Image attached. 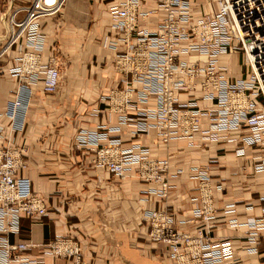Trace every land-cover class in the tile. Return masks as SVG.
I'll list each match as a JSON object with an SVG mask.
<instances>
[{
    "label": "built area",
    "instance_id": "1",
    "mask_svg": "<svg viewBox=\"0 0 264 264\" xmlns=\"http://www.w3.org/2000/svg\"><path fill=\"white\" fill-rule=\"evenodd\" d=\"M65 2L31 0L8 16L9 35L0 58L15 45L21 56L19 66L9 69L19 82L15 97L5 105L10 126L7 142L0 148V264H42L24 256L31 248L44 257L90 264L72 238L47 244L20 238L21 219H29L31 227L41 226L46 205L22 175L27 169L26 149L16 145L11 135L24 129L32 83L40 78L44 94L58 92V58L53 56L41 64L45 38L40 21L58 16ZM109 10L114 34L105 35L100 45L115 53L113 69L126 77L124 87L112 89L104 97L109 114L117 116V126L104 127L102 132L80 130L75 147L92 154V164L114 177L133 175L157 185L158 189L142 194L160 198L167 197L182 171L171 169L168 158H153L149 147L134 144L122 149L121 139L111 133L128 126L133 135L153 129L160 147L177 141H185L189 148L237 142L241 145L235 152L238 157L245 155L244 147L256 148L258 161L252 169L264 175V0H215L209 12L194 7L193 0H155L151 10H142L139 0H125ZM194 93L211 105L199 106L198 98L191 97ZM241 132L244 135L239 137ZM191 172L190 178L197 184V208L191 212V220L198 219L201 226L194 234L177 232L165 210L146 211L147 236L167 246L171 264H229L235 255L232 242H215L209 234L218 211L214 191L221 186L212 184L208 166ZM234 213V205L224 206V215ZM228 223L250 230L246 254H255L264 245V207L258 218Z\"/></svg>",
    "mask_w": 264,
    "mask_h": 264
},
{
    "label": "crops",
    "instance_id": "2",
    "mask_svg": "<svg viewBox=\"0 0 264 264\" xmlns=\"http://www.w3.org/2000/svg\"><path fill=\"white\" fill-rule=\"evenodd\" d=\"M30 1L0 0V51L9 35V13ZM124 2L66 0L58 16L40 21L45 38L41 64L58 54L61 83L54 96L43 93L40 78L31 84L24 129L11 135L16 145L26 149L27 169L21 173L46 205L41 226L31 227L29 219H21L20 238H31L34 243L43 240L46 244L72 238L79 243L83 260L90 264H171L167 246L148 238L144 213L165 210L172 216L174 230L194 234L201 223L191 220V212L197 208V184L190 178L191 170L208 166L212 184L221 186L214 191L218 211L210 224V236L215 242H232L235 255L229 264H264V245L258 246L257 253L246 254L250 230L245 226L230 227L228 223L233 219L244 223L246 218H258L264 207V175L255 174L252 169L258 161L255 147H244L245 155L238 157L235 152L241 145L237 142H212L189 148L185 141H177L160 147L161 141L153 129L133 135L128 126L111 133L121 139L122 149L134 144L149 147L153 158H168L171 169L182 171L166 198L153 193L143 195L158 186L133 175L125 179L114 177L92 164V154L75 147V136L80 130L102 132L117 126V116L109 114L104 97L110 90L124 87L126 77L113 69L115 53L100 44L105 35L114 34L109 9ZM139 2L142 10L155 7V0ZM214 4L215 0H193V6L204 12L212 11ZM20 56L15 45L0 58V148L7 142L10 126L4 116L5 105L15 97L19 82L9 69L19 66ZM200 96L191 95L198 98L199 106L211 105L200 100ZM243 135L241 132L239 137ZM226 205H234L235 213L224 215ZM24 256L42 264H71L68 259L44 257L35 248L25 251Z\"/></svg>",
    "mask_w": 264,
    "mask_h": 264
},
{
    "label": "rangeland",
    "instance_id": "3",
    "mask_svg": "<svg viewBox=\"0 0 264 264\" xmlns=\"http://www.w3.org/2000/svg\"><path fill=\"white\" fill-rule=\"evenodd\" d=\"M58 54L55 55V57L57 58Z\"/></svg>",
    "mask_w": 264,
    "mask_h": 264
}]
</instances>
